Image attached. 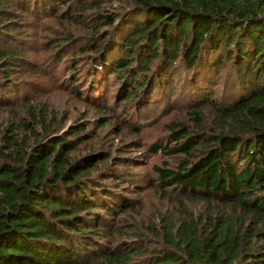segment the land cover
<instances>
[{"label":"trees","instance_id":"obj_1","mask_svg":"<svg viewBox=\"0 0 264 264\" xmlns=\"http://www.w3.org/2000/svg\"><path fill=\"white\" fill-rule=\"evenodd\" d=\"M100 4L0 0L1 83L14 85L10 71L23 61L14 24L52 16L86 25L87 35L76 42L70 33L63 47L85 53L95 84L114 76V98L136 96L131 108L149 107L182 79L188 120L170 121L148 149L176 157L175 167L154 168L158 186L205 209L194 214L180 200L158 226L142 225L110 155L77 154L90 138L82 129L58 133L53 118L28 108L0 129V264H264V0H120L118 11ZM65 60L76 68L75 56ZM154 84L159 92L150 95Z\"/></svg>","mask_w":264,"mask_h":264},{"label":"rangeland","instance_id":"obj_2","mask_svg":"<svg viewBox=\"0 0 264 264\" xmlns=\"http://www.w3.org/2000/svg\"><path fill=\"white\" fill-rule=\"evenodd\" d=\"M100 1V10L118 11L126 7L119 4L120 0ZM21 21L14 24L19 37L16 50L23 57V61L14 62L18 66L10 71L14 85L9 87L8 82L1 83L3 77H0V129L2 124L24 117L28 108L53 118L60 128L58 133L65 132L70 126H78L82 129L80 133L90 138L77 146L76 153L83 155L101 151L110 155L108 166H117L116 170L128 177L129 186H125V193L136 199L139 208L133 215L142 225L155 223L158 226L160 214L175 212L180 200H183L181 205L194 214L203 212L204 205L196 199L179 195L171 187L158 186L154 168H173L176 157L148 149L165 133L170 121L188 120V114L184 112L186 107L182 104L183 96L187 94L182 79L170 82L160 97L157 94L150 98L149 107L138 109L135 105L131 108L136 96H133V102L126 103L120 102L121 97L114 98L120 86L114 76H102L101 84H95L94 76L87 72L89 67L82 64L85 53H80L73 45L68 50L63 47L68 34H74L76 42H79V35H87L85 24L54 16L25 17ZM73 56L77 63L75 69L65 60ZM221 80L217 79L218 85ZM104 81L106 84L102 86ZM96 91L98 93H94ZM150 91V95L159 92L155 84ZM219 93L220 87L215 89V94ZM97 94L104 97L101 104L89 103L85 98L86 95L91 98ZM123 107L129 110V119L121 112ZM206 113V124L211 125L214 121L212 113ZM137 190L138 193L135 192Z\"/></svg>","mask_w":264,"mask_h":264}]
</instances>
